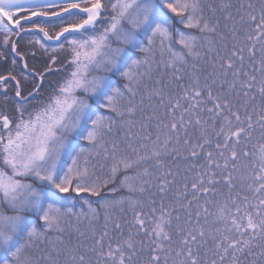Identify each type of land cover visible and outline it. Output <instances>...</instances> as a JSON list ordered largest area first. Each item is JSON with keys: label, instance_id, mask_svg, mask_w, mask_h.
Instances as JSON below:
<instances>
[{"label": "snow or ice", "instance_id": "snow-or-ice-1", "mask_svg": "<svg viewBox=\"0 0 264 264\" xmlns=\"http://www.w3.org/2000/svg\"><path fill=\"white\" fill-rule=\"evenodd\" d=\"M227 7L229 5L221 4V8ZM253 7L252 4L248 5L250 9ZM109 8L112 13L110 17L106 15ZM202 13L201 0H111L110 4L105 0H0V34L3 35L5 46L11 44L12 52L20 55L23 60V55L17 52V42L11 37H19L21 33H40L44 41L55 43L53 52L67 50L70 53L68 64L71 65L70 73L49 99L27 115L26 106L30 98L39 92L42 83L37 84L25 96L21 83L15 76H0V81L16 80L18 113L15 120L0 114V250L11 257L5 259L3 264H33L25 255L26 249L31 247L32 241L43 240L45 232H62L61 220L66 215H75L73 207L77 198L88 204L91 218L96 219V209L91 207L87 198L99 196L101 190L121 170L127 172L143 167L147 161H155L160 166L162 157L175 154V159L176 155L183 154L175 147L181 143L184 146L183 151L192 158L198 157L204 151L205 145L211 141L204 135L203 126L207 121L202 122L197 111L203 112L206 109L212 114L213 126L217 118L223 121L216 133L217 137H223V143L216 144V148L221 149L219 156L224 159L223 165L213 159L211 151L204 153L208 167L205 173L208 176V185L214 183V173L211 171L213 165L217 169L226 170L231 163L235 168L241 156L249 155L246 150L238 152L237 148L242 140H248L251 136L254 127L252 114L245 110L246 115L242 117L239 111L233 110V105L226 98L213 95L212 84L217 83L216 79L202 87L199 79L195 78L187 88L179 84V87L184 88L183 94L169 99L167 115L170 119L158 126L155 139L148 133L137 137L141 141L139 147L129 144L135 153V159L126 156L120 158L118 145L112 143L110 155L114 163L111 177L103 181L93 179L94 173L88 167L86 154H91L93 150L96 155H100L103 150L104 159L109 158V149L104 138L107 133L112 132L116 123L109 113L122 118L127 125L133 124L130 117L135 114L136 106L131 100L124 106L122 101L126 94L136 96L137 86L141 83L140 77L144 75L140 70L150 64L149 54H154L157 45L162 57L168 54L169 59H162L160 64L171 70V79L175 81L183 79L180 65L187 63L185 53L193 60L200 58L201 54L196 50L199 38L191 32L174 31L173 25L178 18V23L184 29L198 30L202 34L217 33L218 22L212 23ZM230 18V15L225 17ZM102 20H107V23L101 24ZM248 20L256 27L246 35L247 41L251 42L247 51L255 60L256 42L261 44L259 50L262 57L256 62L259 68L254 67L253 72H259L264 77V0L259 22L257 23L256 16L252 13H249ZM232 35L235 38L236 32L233 31ZM204 39L212 44L209 37L205 36ZM173 42L180 45L183 51L174 50ZM34 43L45 51L48 50L41 39L36 38ZM232 48L231 57L238 58L242 68V53L245 49L240 47L237 50L235 44ZM208 50L211 52L213 48L209 47ZM137 53H143L144 56L141 58ZM12 63L15 65L16 61L13 60ZM55 63L56 58L53 56L49 69ZM24 67L27 69V63ZM220 68L225 78L230 70L235 77L229 84V91L237 86L251 90L257 81L255 74L234 68L231 58L225 59ZM241 75L247 79L241 80ZM40 76L43 81V74ZM113 77L126 81L124 87L121 88ZM224 82H220L221 87ZM259 92L264 97V79L260 81ZM80 93L84 95L81 96ZM146 94L157 97L161 105L164 104L165 94L162 89L155 88ZM244 95L248 96V91ZM206 101H210L212 106L206 107ZM125 116L129 119H124ZM259 123L264 127V114H260ZM193 124L201 127L203 142L193 143L187 138L188 127ZM142 127L147 130L148 126L145 124ZM182 136L185 137L183 140ZM128 139H132L130 133ZM80 141L87 142L91 147L82 146ZM225 149L230 151V156H225ZM257 159L259 170L245 178L250 181L246 187L252 193V198L244 195L239 197L238 203L237 197H230L231 206L221 207L216 217L222 227L217 228L215 234H207L221 264L229 254L232 256V264H237L238 254L246 251L251 254L253 247H260V255L264 256V245L256 243L258 240L264 241V145L260 146ZM252 168H256L255 163ZM141 175H148L146 167L142 174L138 172L135 176L125 175L120 181L121 187L129 193H144V185L149 181L135 183L140 180ZM197 176L191 185L193 200H198L200 194L215 192L214 188L205 186L202 176ZM29 178L32 182H27ZM234 179L231 173L225 178L229 190L235 187ZM170 183L172 181L166 179L160 182L159 190L162 194ZM183 195L187 197L188 193ZM129 199L133 206L137 203ZM121 203L123 200H104L101 203V207L106 210L105 230L98 237L93 230V246L86 249L95 254L96 264H132L133 256L137 254L131 234L123 243L117 241L113 244L109 237L110 216L107 209ZM191 204L192 201L189 200L188 205L181 204L180 207ZM152 211L155 213L156 209L153 208ZM204 211L207 213V208ZM8 212L12 214L9 215ZM27 213L34 214L37 223L29 224L25 215ZM196 217L198 223L200 212L196 213ZM175 219L179 221L180 216L177 215ZM152 223L145 219L144 213L135 214L136 234L139 236L143 233L151 238L154 245L150 248L144 264H169L170 260L171 264H206L194 250L201 241L207 243L203 229L197 231L190 226L181 227L177 224L173 232L171 212L165 209L163 203L160 217L149 228L148 225ZM187 224H191L190 219ZM41 226L43 232L40 230ZM114 228L119 232L121 224L115 223ZM106 238L108 243L105 248ZM66 255L69 259L65 264H91L84 254L77 256L74 248L66 249ZM51 264H59V261L52 260ZM212 264H216V261L213 260Z\"/></svg>", "mask_w": 264, "mask_h": 264}, {"label": "trees", "instance_id": "trees-1", "mask_svg": "<svg viewBox=\"0 0 264 264\" xmlns=\"http://www.w3.org/2000/svg\"><path fill=\"white\" fill-rule=\"evenodd\" d=\"M106 3L111 0H105ZM203 6V15L208 18L212 23L218 22L217 33L202 34L198 30L184 29L183 25L177 22L173 25V30H182L184 32H191L193 35L199 38L197 45V51L200 52V58L193 60L185 53L187 60L186 64L180 65L182 68L181 75L183 79L181 81H175L171 79V70L163 68L160 61L163 59L167 61L169 59L166 53L163 57L159 51L157 45L154 54H149L150 64L145 65L141 68V72L144 73L140 77L141 83L137 86V94L135 97H131L126 94L122 101L124 106L128 105V101L131 100L136 106L135 114L130 117L133 121L132 125H127L123 122L122 118L116 117L115 114L109 113L113 116L116 123L113 126L112 132L107 133L105 136V143L109 149V158L104 159L103 150L100 151V155L95 154V150L88 155L89 164L88 167L91 172L94 173L93 179L103 181L111 177V168L114 161L111 158V144L116 143L118 145V156L120 158L128 157L135 159V153L132 152V147H139L140 140L138 136L151 133L152 138L155 139L157 134V128L161 122H167L170 117L167 115L168 101L170 98H178L183 94L184 88L179 87V84H183L185 88L192 82L193 79L198 78L200 85L203 87L205 83L211 84L213 79L217 80L216 84H212L213 95H221L222 99L226 98L231 105L233 110L239 111L242 117H245L247 110L248 113L252 114L253 118V129L251 130V136L248 140H242L241 145L237 148L238 152L246 150L249 155L247 157L241 156L239 162H237L234 168L232 164L224 169H217L215 165L212 166L211 171L214 173L212 185H208V176L205 173L208 171L207 162L204 153L211 151L213 153V159L218 161L221 165L224 163V159L219 156L221 149L216 148L217 142L223 143V137H217L216 133L219 131L220 125L223 122L222 119L217 118L215 125L211 119L210 113L205 111H197V115L203 121H207L204 124V135L211 141L210 144H206L204 151L196 157L192 158L183 151V144L175 145L179 150L183 152L182 155H176L173 159V155L164 156L161 158L160 166H157L155 161H147L143 167L133 168L125 172L121 170L117 173V176L111 183L101 190V194L96 197H88L89 204L92 208L96 209V219L91 218L89 213L88 204H84L77 198L73 211L75 215H66L61 220L62 232L48 231L44 233L43 240H37L31 242V247L26 249V257L31 259L33 264H51L52 260H58L59 264H65V261L69 259L66 255V249L74 248L77 256L84 254L86 260H89L91 264H96L97 257L94 253L86 251L93 246L92 233L95 230L97 237L105 230V212L106 210L101 207V203L104 200L116 201L123 200V203L114 205L107 209V213L110 216V222L108 223L109 237L113 244L117 241L123 243L131 238L135 244L137 254L133 256L132 264H144L148 258V252L152 244L151 238L141 233L139 236L136 234L137 229L134 227L135 214L144 213L145 219L150 220L153 223L149 224L148 227L154 226V222L161 215V204L163 203L166 210L171 212L172 228L174 232L175 227L179 224L181 227L190 226L194 230L203 229L206 233L205 239L207 243L200 242L194 249L197 251L202 262L206 264H212L215 260L216 264H221L218 255L214 254V245L211 239H208L207 234L209 232L215 234L216 229L222 227L217 222L216 217L219 209L225 206H231L230 197H237L238 203L240 202L239 197L247 195L250 199L252 193L247 189V181L245 178L249 177L253 171L259 170V160L257 159L259 149L261 145H264V127H261L259 123L260 114H264V97L260 95V81L264 79L259 72H253V68H259V64L256 63L262 57V53L259 50L261 44L256 42V54L255 60L250 57L247 48L251 46V42L247 41L246 35L252 29L256 27L254 23L250 24L248 20L249 13L256 16L257 23L260 20V9L262 6V0H201ZM221 4L229 5V7L221 8ZM252 4L253 8H248V5ZM243 5V8H241ZM213 9L215 12L213 13ZM111 10L106 13L107 16H111ZM231 16L230 19L225 17ZM107 20H102L101 24H106ZM236 32L235 38H233L232 32ZM207 36L211 39L212 44L210 45L204 37ZM223 36V39L220 37ZM39 38L43 43L46 44L48 50L44 48H35V44L30 38ZM29 38V39H28ZM17 50L23 53V65L27 63V69H31L36 73L43 74L42 87L39 92L34 94L30 98V102L26 106V115L28 112L42 106L49 97L53 94L57 86L67 77L71 71V65L68 64L70 53L65 51L57 50L52 51L55 47V43L52 41H44L42 34L40 33H23L22 36L16 37ZM146 43V41H145ZM233 44L236 45L237 50L240 47H244L243 67L241 68V61L236 57H231V51L233 50ZM173 48L176 51H183L180 45L173 42ZM212 47L213 50L210 52L208 49ZM39 50V51H36ZM141 58L144 56L143 53H137ZM55 56L56 63L49 69V64L52 62V57ZM227 58H231L234 62V68H240L241 72L247 71L250 74H255L257 81L251 90L242 89L237 86L236 89L229 91V84L235 79L232 75V70L229 71L228 76L225 78L222 75L220 64ZM195 65V67H193ZM25 68V67H24ZM102 74V73H93ZM41 79V76H40ZM117 84L123 88L126 81L121 80L119 77H113ZM241 80L247 79L243 75L240 77ZM171 80V82H169ZM157 81H160L158 84ZM221 81H225L221 87ZM38 83H33L32 87H36ZM160 88L165 94L164 104L161 105L160 100L155 96H147L146 93H150L153 89ZM248 91V96L244 95V92ZM83 96V93H80ZM253 97H255L253 99ZM206 98V93H205ZM91 102V101H90ZM184 103L185 107L187 104ZM210 101H206V107H211ZM2 113V112H1ZM8 115L11 119L15 120L18 117L16 109L11 113H2ZM179 117V112L177 113ZM124 119H129L125 116ZM147 124V130L142 125ZM129 133L132 139H128ZM185 137H181L183 140ZM187 138H190L193 143L203 142L201 137V127L195 124L188 127ZM82 146L91 147L87 145V142L80 141ZM246 145V148L244 147ZM172 145H170L171 147ZM231 145L229 146V148ZM199 151V150H198ZM225 156H230L228 149L224 150ZM143 154V150L141 151ZM71 163V161H68ZM256 164V168L253 169L252 165ZM247 165V167H245ZM147 168L148 175H141L140 180L135 183L142 181H149L145 184L144 193H129L127 189L121 187L120 181L125 175L135 176L138 172L143 173L144 168ZM171 173V175H168ZM231 173L235 178L233 184L235 187L231 190L225 184V178ZM197 174L203 177L205 186L214 188L215 192H209L207 195L200 194L198 200H193L192 197V183L198 178ZM172 181L168 184L165 192L162 194L159 190V184L163 180ZM27 182H32L31 178ZM37 183H39L37 181ZM187 185V187H185ZM117 189L113 192L112 189ZM187 192V197H184V193ZM179 197V199H178ZM137 201L133 206L130 203V199ZM191 200L192 204L188 207H180L181 204L188 205V201ZM6 208V206H5ZM153 208L156 209L153 213ZM204 208H207L205 213ZM191 212V217H189ZM200 212L199 221L197 223L196 213ZM7 214L11 215V212ZM27 222L29 224L37 223V219L34 214H25ZM179 215L180 220L176 221L175 217ZM191 220V224L187 222ZM121 224V230L118 232L114 228L115 223ZM167 227V226H166ZM40 230L43 232V227ZM81 233L83 235H81ZM199 239V238H198ZM108 239L105 240V248L107 247ZM257 244L264 245V241L258 240ZM125 251L127 248L125 246ZM59 252V255H57ZM261 248L253 247L251 254L247 251L243 254H238L237 264H264V256L260 255ZM48 257V259H45ZM5 259H11L7 256L6 252L0 250V264H3ZM171 264V260L169 261ZM223 264H232L231 254L223 261Z\"/></svg>", "mask_w": 264, "mask_h": 264}, {"label": "flooded vegetation", "instance_id": "flooded-vegetation-1", "mask_svg": "<svg viewBox=\"0 0 264 264\" xmlns=\"http://www.w3.org/2000/svg\"><path fill=\"white\" fill-rule=\"evenodd\" d=\"M23 33L20 34L22 36ZM19 36V37H20ZM17 36L11 37L15 41ZM21 53V51H18ZM0 76H9V74L16 77V80H19L25 96L29 92H32L34 87L33 83H40L41 79L38 73L28 69L27 71L24 68L23 60H21L20 55H17L12 52L11 44L5 46L3 44V35L0 34ZM16 61L14 65L12 62ZM16 80L8 79L5 81H0V114L2 113H11L17 109V98H16ZM2 112V113H1Z\"/></svg>", "mask_w": 264, "mask_h": 264}, {"label": "rangeland", "instance_id": "rangeland-1", "mask_svg": "<svg viewBox=\"0 0 264 264\" xmlns=\"http://www.w3.org/2000/svg\"><path fill=\"white\" fill-rule=\"evenodd\" d=\"M28 39H29V38H28ZM35 39H36V38H32V37L30 38V40L33 41V43H34V40H35ZM34 44H35V43H34ZM38 47L41 48L38 44H35V48H38ZM41 49H42V48H41ZM36 51H39V50H36Z\"/></svg>", "mask_w": 264, "mask_h": 264}]
</instances>
